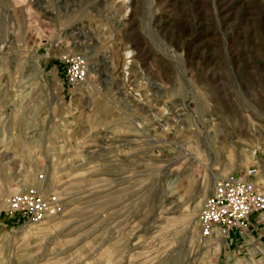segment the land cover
I'll use <instances>...</instances> for the list:
<instances>
[{"label": "rangeland", "instance_id": "rangeland-1", "mask_svg": "<svg viewBox=\"0 0 264 264\" xmlns=\"http://www.w3.org/2000/svg\"><path fill=\"white\" fill-rule=\"evenodd\" d=\"M252 165L264 192V0H0V264H264L197 224ZM40 173L63 214L14 222Z\"/></svg>", "mask_w": 264, "mask_h": 264}, {"label": "built area", "instance_id": "built-area-1", "mask_svg": "<svg viewBox=\"0 0 264 264\" xmlns=\"http://www.w3.org/2000/svg\"><path fill=\"white\" fill-rule=\"evenodd\" d=\"M64 65V75L69 87L84 83L89 75V61L79 51H62L57 56ZM257 165L240 173H230L217 179L207 194L197 214V224L202 239H216L239 232L246 235L254 215H264V192L258 185ZM46 176L40 173L36 184L24 191L8 195L4 213L14 222L37 224L58 217L64 212L60 196L44 189ZM219 238V239H220Z\"/></svg>", "mask_w": 264, "mask_h": 264}, {"label": "crops", "instance_id": "crops-1", "mask_svg": "<svg viewBox=\"0 0 264 264\" xmlns=\"http://www.w3.org/2000/svg\"><path fill=\"white\" fill-rule=\"evenodd\" d=\"M262 215H254L247 228L246 235L233 232L226 238V252L230 255H239L250 250V244L264 237V221ZM261 219V220H260Z\"/></svg>", "mask_w": 264, "mask_h": 264}, {"label": "bare ground", "instance_id": "bare-ground-1", "mask_svg": "<svg viewBox=\"0 0 264 264\" xmlns=\"http://www.w3.org/2000/svg\"><path fill=\"white\" fill-rule=\"evenodd\" d=\"M126 2V1H125ZM87 57V56H86ZM88 58V57H87ZM88 60H89V58H88ZM89 69L91 70V71H97V65L96 66H91V67H89ZM135 81V80H134ZM138 96V95H137ZM141 96V95H140ZM134 100H137V99H134ZM138 101V100H137ZM176 133V132H175ZM175 135V134H174ZM182 146V145H181ZM249 155H250V157L252 158V159H254V160H256V150H254V149H252V150H249ZM198 206L199 205H196V207L198 208ZM220 238V237H219ZM219 241H220V243H222V244H225V240H224V238L223 237H221L220 239H219Z\"/></svg>", "mask_w": 264, "mask_h": 264}]
</instances>
